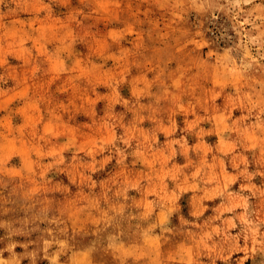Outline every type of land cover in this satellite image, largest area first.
<instances>
[{
	"label": "rangeland",
	"instance_id": "374dc122",
	"mask_svg": "<svg viewBox=\"0 0 264 264\" xmlns=\"http://www.w3.org/2000/svg\"><path fill=\"white\" fill-rule=\"evenodd\" d=\"M0 264H264V0H0Z\"/></svg>",
	"mask_w": 264,
	"mask_h": 264
}]
</instances>
